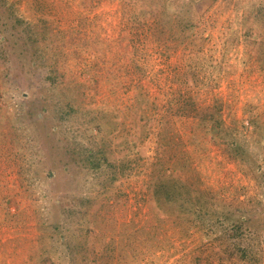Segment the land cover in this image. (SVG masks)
<instances>
[{"label": "rangeland", "instance_id": "obj_1", "mask_svg": "<svg viewBox=\"0 0 264 264\" xmlns=\"http://www.w3.org/2000/svg\"><path fill=\"white\" fill-rule=\"evenodd\" d=\"M18 1L34 32L45 31L46 38L43 49L35 50L0 11V43L10 48L0 53V264H39L52 242L38 221L61 219L65 207L85 193L95 197L86 216L91 226L114 239L112 264H184L183 254L212 234L193 229L171 246L166 242L151 252L139 246L131 260L116 255L132 253L136 226L152 216L146 184L157 157L236 212L244 205L251 213L264 207V137L247 118L250 107L264 121V0H194L199 15L194 29L202 30L204 41L168 49L144 39L140 28L133 34L121 0ZM248 11L256 13L248 17L261 32L257 40L244 36L242 16ZM50 84L74 94L57 95ZM136 85L150 98L136 99ZM148 100L155 106L148 107ZM64 101L72 104V114L61 117L58 106ZM201 108H208L207 116L218 110L226 124L238 128L246 148L242 162L226 142L195 126L193 113ZM101 111L111 119L106 155L124 160L123 173L111 184L87 172L77 150L79 160H72L64 144L65 137L76 136L94 145L99 137L94 119L105 120ZM40 166L45 170L38 174ZM260 229L264 237V226ZM60 252L59 246L53 255ZM60 261L67 264L65 256Z\"/></svg>", "mask_w": 264, "mask_h": 264}, {"label": "trees", "instance_id": "obj_2", "mask_svg": "<svg viewBox=\"0 0 264 264\" xmlns=\"http://www.w3.org/2000/svg\"><path fill=\"white\" fill-rule=\"evenodd\" d=\"M17 2L19 1L0 0V11L4 13V20H11V26L16 28L15 34L25 38L28 36L29 40L33 42L34 49L38 48L41 51L43 49L41 40L46 38L45 31L42 32V36L34 32L31 22L19 12L20 4ZM194 4H196L194 0H121L120 2L123 12H126V17L131 21L130 27L136 29L133 34H136L140 28L139 30H143L144 39L161 43L165 49L180 43L199 44L204 41L205 36L202 30L194 29V26L199 22V15ZM137 9L140 12L136 11ZM251 13L254 11H248L247 15L242 16L245 25L244 36H250L257 40L261 32L258 27L254 26L253 21L250 22L248 16ZM0 18H2L1 15ZM37 32L39 31L37 30ZM5 36L3 35L2 38L5 39ZM9 49L8 43H0L2 55L9 52ZM49 86L52 91L57 92V95L63 97L74 94V90L68 91L57 84ZM136 87L134 96L136 99L144 94L150 98L147 91H142L141 85H136ZM172 98L170 97L169 101ZM184 102L188 103L186 100ZM147 105L154 107L155 102L148 100ZM71 108L72 104L64 101L62 105L58 106L60 116L66 117L72 114ZM218 108L219 104L217 103L214 109ZM207 111L208 108H201L193 113L198 116H196L198 123L195 126L204 130V134L210 133L213 140L226 142V147L232 156L242 162L246 148L237 138L238 128L233 124H226L221 119L218 110L210 111L209 116H207ZM247 111V118L252 122L253 128L259 137H264V121L250 107H247ZM103 112L101 111L100 114ZM105 116V113L101 115V118L105 120L100 122L94 119L93 126L99 136L94 145L86 146L76 136L71 139L65 137L64 144L71 147L68 153L72 160L78 162L79 159L77 160L73 154L77 150L83 168L87 172H91L93 177H101L111 184L123 173L124 160L111 159L106 155L104 146L108 136L112 134V129L109 127L110 117L106 116V118ZM114 130H119V127L115 126ZM158 131L160 132V129ZM165 162L160 157L153 161V168L146 184V198L152 202V204L148 203L147 209L152 216H147L145 222L136 226L135 230L133 228L135 232L139 231V233H134L136 235L129 240L132 253L119 252L116 255H121L120 257L123 258L129 257L131 260L133 256L130 255L137 257L134 249L139 246L143 252H151L165 247L166 242L168 246H171L176 239L187 238L193 229H199L203 235L212 234V236L207 240L201 237L194 247L192 246L185 252L183 254L186 260L184 264H225L224 261L226 264L264 262V237L260 233L261 226H264V207H259L256 213H251V209L244 205L241 207L242 209H238L239 212H236L229 202L218 201L211 190L201 188L194 181L182 179L173 174L172 163ZM40 168L41 170H36V173L39 174L45 170L44 166H40ZM94 198L91 193H85L75 199L72 205L69 204L65 207L61 219L38 221L39 229L42 232H49L48 239H51L52 242L51 246L48 243L49 246L43 248V255L40 258L49 260V264H62L60 261L62 256L66 257L67 264H88L89 262V264H112V260L115 258L111 253L112 245H110L114 240L113 237H107L105 233H102V230L94 229L90 219L86 217L87 210L94 202ZM249 198L251 197L246 200L249 201ZM42 216L49 218L45 211ZM255 216H258L257 223L253 221ZM159 219L162 222L158 221ZM168 229L170 230L167 231ZM93 236H98V238L94 239ZM59 246L62 248V254L60 252V255H53ZM42 259L39 264H43ZM116 264H119V261Z\"/></svg>", "mask_w": 264, "mask_h": 264}]
</instances>
